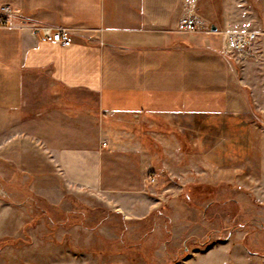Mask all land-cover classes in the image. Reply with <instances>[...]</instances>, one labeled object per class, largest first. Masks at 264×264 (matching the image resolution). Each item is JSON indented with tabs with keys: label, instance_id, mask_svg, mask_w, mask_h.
Masks as SVG:
<instances>
[{
	"label": "crops",
	"instance_id": "1",
	"mask_svg": "<svg viewBox=\"0 0 264 264\" xmlns=\"http://www.w3.org/2000/svg\"><path fill=\"white\" fill-rule=\"evenodd\" d=\"M2 7L14 16L0 15V264H264V236L251 229L201 246L221 224L236 226V206L245 204L220 208L217 183L204 193L186 181L174 190L139 130L145 121L177 126L147 132L167 156L173 140L189 143L181 127L194 120L190 147L203 167L233 172L259 157L264 190V0H0ZM187 12L196 34L177 30ZM44 25L71 30L73 44L48 42ZM235 25L259 33L249 59L224 54V32ZM44 89L68 92L69 107L36 95L28 116L27 97ZM88 196L126 229L135 223V243L147 238L148 251L160 244L153 258L136 244L135 259L110 261L70 252L47 261L3 247L25 236L18 222L28 218L84 225L85 214L70 208ZM258 201L264 209V194ZM158 223L168 229L163 240Z\"/></svg>",
	"mask_w": 264,
	"mask_h": 264
},
{
	"label": "rangeland",
	"instance_id": "2",
	"mask_svg": "<svg viewBox=\"0 0 264 264\" xmlns=\"http://www.w3.org/2000/svg\"><path fill=\"white\" fill-rule=\"evenodd\" d=\"M30 85L31 82L28 81L27 87ZM32 95L33 96L29 94V97H27L26 100L27 109L31 111V114L28 116L33 115L34 117L36 114V109L34 108L35 101L37 99L36 95L41 97V99L46 103L50 102V105L52 101L57 102L58 100L64 106L69 107L70 105V98L68 92L65 90L55 89L54 92L53 89L52 91H47L44 89L42 93H33ZM3 120L4 118L1 116L0 128L2 129ZM190 121L191 122H189L190 124L188 123L187 127H181V130H188L185 132H188L187 140L189 143L187 144L183 142L185 145L182 144L183 146L180 148L178 143L173 140L172 145L167 149V151H169L167 152V156L163 155V150L166 149L160 146L154 139L151 138V136H148L147 132L154 133L164 129H176L177 126H162V124H154V127H150V125L145 121L140 124L139 130L145 132V136L148 137V145L155 147L158 158L164 162L166 167L169 169V174L166 173V177H173V180H170L169 183L172 185L174 190L179 189L182 186V182L185 183L186 181L191 182V184L194 186L202 187V189L199 190L204 193L206 192L207 186H211V184L215 186L217 183L219 188L218 193L220 192V208H223L224 205L233 201V199L241 200L245 204L243 208L238 205L236 206V215L242 213V217L240 218L241 220L236 222V226L234 223L230 227L227 225V223L223 222L224 224H221L218 230H213V232L218 231L222 234L230 235L229 238L226 240L222 239L221 241L212 239L210 242L208 241V238H206L200 242L201 246H211L228 242L232 237V232H229V230L235 227L241 230L251 229L253 232H260V234L264 236V222L260 221V214L262 212L264 213V209L258 201V198H260L261 194H264V190L261 189V183L259 182L261 179V169H259V164L261 166V162L259 157L257 158V161L253 162L248 168L244 170L226 173L220 172L218 174L208 171V169L203 167V165L199 162L198 157L195 156V153L190 147V142L193 139L194 120ZM258 127L262 128L264 125L259 124ZM177 141L179 142L178 139ZM168 153L171 157L168 156ZM0 159L2 160L1 156ZM2 163L3 160L0 162V166H2ZM1 175L2 174L0 173V176ZM190 186L191 185H188V187ZM77 202L76 207L71 206L72 208L70 209H72L74 212H77V215H80L82 212L85 214V216H82L83 219H86L84 225L79 224V222L75 226H71L72 228H67L64 227L62 223L56 226L52 221L46 218L44 221L36 220L34 222L30 221L28 218L23 223L18 222L19 231L26 225L24 230L25 236H17L19 239H17L16 242H7L3 245V247L5 250H8V248L12 249V253L15 256L34 257L36 255L37 257L44 258V260L47 261L64 260L68 257L69 252L75 254L77 259H85L89 256H91L94 260L98 258L100 260L108 261L122 257H124L122 258L123 260H127L129 258L135 259V244L136 247L142 246V251L140 254L151 259L154 256L153 253L159 249L154 248L159 247L160 245L156 244L152 246V249H156V251L152 249L148 251L149 246L147 243V238L146 244L144 245L142 241L141 243H135V228H133L135 223L131 224L129 229H126V226L123 225V222L119 216H110V214L108 215L107 213H99L100 203L94 197L88 196L86 199L83 198L80 203ZM89 206L92 207V209L88 208ZM224 209L228 210V207H224ZM262 217L264 218V215H262ZM77 220L80 221L81 219L77 218ZM159 224L160 223H158V225ZM158 225L156 231L158 236L157 239L162 238L161 240H163L164 234L168 232V229L165 230L163 227H161V225ZM32 228L33 230H31ZM14 230L15 229H10V232ZM167 238H169L168 233ZM110 251L113 252V257L104 256L106 252ZM179 261L180 260L178 259L174 263H178Z\"/></svg>",
	"mask_w": 264,
	"mask_h": 264
},
{
	"label": "built area",
	"instance_id": "3",
	"mask_svg": "<svg viewBox=\"0 0 264 264\" xmlns=\"http://www.w3.org/2000/svg\"><path fill=\"white\" fill-rule=\"evenodd\" d=\"M0 15L10 19L14 16V11L10 7H2L0 8ZM39 30L48 42L58 44L62 47H70L73 44V34L69 29L44 25ZM177 30L180 33L196 34L199 32V23L193 14L187 12L180 18ZM224 37L226 44L224 54L235 56L241 60H246L254 56L253 51L259 37V33L256 30L235 25L224 32ZM153 181L154 179L152 178L151 182ZM229 237L230 235L215 231L208 237V241L210 242L212 239L221 241Z\"/></svg>",
	"mask_w": 264,
	"mask_h": 264
}]
</instances>
